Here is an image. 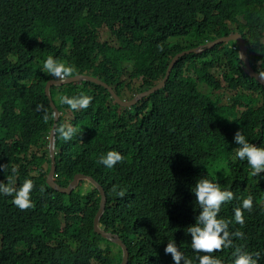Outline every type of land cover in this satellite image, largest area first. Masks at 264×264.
I'll return each instance as SVG.
<instances>
[{"label":"trees","instance_id":"trees-1","mask_svg":"<svg viewBox=\"0 0 264 264\" xmlns=\"http://www.w3.org/2000/svg\"><path fill=\"white\" fill-rule=\"evenodd\" d=\"M90 6L106 8L118 25L114 41L99 43L91 32L90 40L103 53L98 63L66 54L71 33L85 23ZM43 10L55 12H49L50 21L38 23L34 17ZM30 23L42 38L38 46ZM52 26L62 29V47L53 44ZM232 31L242 33L253 69L264 77V0H0V164H7L0 181L6 182L15 166L16 186L25 179L34 185V206L28 210L0 194V264H119L122 258L119 246L93 230L97 189L82 187V180L64 193L46 183L53 117L44 94L45 51L50 47L60 62L74 60L68 64L75 72L100 78L122 96L154 85L176 53ZM233 45L185 54L163 88L131 107L119 106L104 87L89 81L50 89L62 111L68 105L60 97H93L88 109H71L77 129L72 140L56 133L55 180L66 187L74 174L84 173L104 188L100 224L126 244L127 264H174L164 251L168 240L198 264L186 232L200 211L191 188L203 177L218 179L234 194L219 218L231 221L230 233L244 234L232 236V247L213 258L232 264L239 247L264 264V172L251 175L247 162L235 156L234 141L241 130L250 143L264 147V85L244 71ZM62 124L63 116L57 127ZM110 150L124 157L111 169L97 162ZM113 186L125 196H117ZM248 195L253 207L243 210L240 225L234 209Z\"/></svg>","mask_w":264,"mask_h":264},{"label":"clouds","instance_id":"clouds-1","mask_svg":"<svg viewBox=\"0 0 264 264\" xmlns=\"http://www.w3.org/2000/svg\"><path fill=\"white\" fill-rule=\"evenodd\" d=\"M37 2V1H36ZM38 3V2H37ZM36 3L32 5L34 8ZM129 5V4H128ZM31 8L29 11H32ZM129 8L132 11L136 12V9L129 5ZM51 10H48L45 12L44 10L41 11L36 17V15L33 11L32 13V18H35V21L40 23L42 21H50L48 18V14ZM51 12H55L54 10ZM127 13V11H126ZM128 14V13H127ZM31 24V23H30ZM118 25H114V19L109 17V11L104 8V9H97L93 7H89L88 15L86 16V20L84 24H78L76 28L72 31L71 33V46L69 49H66V54H69L71 58L76 60V57L73 56L76 54L78 56V59L81 58H86V60H95L96 63L101 61L103 59V53L101 52L100 48L98 46L93 45L92 41L90 40V34L91 32H94V35L96 36L95 40L99 43L103 42H110L115 40V35L116 33L113 31L114 28H116ZM104 27L106 28V31L110 35V40H103L101 41L99 37V30ZM50 30H55L53 32V37L55 38L53 41V44L57 47H62L63 46V41L59 37V33L62 31V29L56 28L55 26H52L49 28ZM31 31L33 34L34 41L36 45L42 44V38L39 36V31L35 29L34 25L31 24ZM232 33H239L242 35L241 32L239 31H232L231 33L227 35H223L220 37H217L213 40H206L204 44H201L197 47L189 48L182 50L175 55H173L167 65V68L165 70V73L159 77V79L155 82L154 85L147 89H143L140 91H134L131 92L129 90H126L125 95L120 96L114 89L112 85H109L108 83L104 82L100 78L93 76L91 74H87L84 72H75V68L68 64V63H73V61L65 60L64 62L58 61V57L55 55H52V50L49 47V51H45L47 55H45L43 51V55H45V60L43 62V68L42 70L44 71L43 74L46 77V81L44 84V94L46 97L49 99V105L52 110V117H53V122L49 131V134L47 136V149H48V156L50 159L49 163V169L48 173L46 176V183L48 184L49 187H51L47 181L48 179V174L51 169V158H50V134L52 131V128L54 126V137H53V149H54V171L51 175V180L54 181L55 184L60 186L57 181L55 180L56 178V152L57 148L55 145V136L56 133L59 134L60 138L63 139L64 141H69L72 140L75 135H77V129L72 125L71 120L74 118V115L71 111H79V110H85L88 109L92 103L93 97L90 95H85L84 93L79 94L78 96H63L60 97V102L62 104L68 105L67 108H65L64 111L59 110L58 107L56 106L54 100H52L51 94H50V89L52 86H60L62 84L66 83H80L82 81H89L93 82L97 85H101L104 87L110 96L113 99V102L118 104L121 107H131L136 105L139 101H141L143 98L149 96L150 94L154 93L157 90H160L163 88L166 84V82L169 79V76L171 74V71L173 70L176 62L178 59L183 57L185 54L188 53H193V52H200L205 48H211L217 44H226L227 42L234 43L233 49L238 47V52H239V58L242 61L243 64V69H245L244 62L241 57V52L239 48V43L237 39H230L228 41H222L220 43H216L210 47L207 46L208 43L222 37H227L228 35ZM243 37V36H242ZM244 40V38H243ZM237 42V43H236ZM245 42V40H244ZM246 44V43H245ZM191 49H194L195 51H192ZM72 50V53L70 52ZM185 51H190L186 52L178 57L177 60L172 63L174 57L177 54H180ZM246 55H247V46H246ZM56 58V59H55ZM248 58V55H247ZM249 61V59H248ZM249 64L251 68L253 69L250 61ZM171 65V66H170ZM170 67L169 72L167 73L168 68ZM127 70H130L128 68ZM245 71V70H244ZM254 72H256L253 69ZM75 72V73H74ZM247 73V72H246ZM259 74L258 72H256ZM188 75V73H187ZM260 75V74H259ZM262 76V75H261ZM263 77V76H262ZM255 79V78H254ZM128 80V79H127ZM260 83V82H259ZM262 84V83H261ZM263 85V84H262ZM108 87H110L114 93L120 98L121 101L123 102H130L128 105H122L118 103L114 97L112 96L111 92L109 91ZM131 88V87H130ZM155 88L154 90H151ZM163 101L165 99L164 96ZM25 105V103H24ZM42 106L38 105L37 109L40 110ZM12 107H10L11 111ZM63 116V124L58 125V120ZM48 115L46 114L44 116L45 120H48ZM234 141L238 145L235 151V156L239 158L241 161H246L247 164L249 165L250 168V173L253 177H258L262 172H264V147L257 146L255 144L250 143L245 135L242 133L241 130L237 131L234 136ZM124 160V157L121 155L120 152L115 151V150H110L107 151L104 154H101L98 158V163L102 164L106 168H113L116 164L122 162ZM0 170L3 172L7 170V164H0ZM12 175H9L6 178L5 181H0V194H3L5 196H11L12 197V203L18 207L20 210H28L32 208L34 205L31 200V192L34 187L33 181L31 179H25L22 185L19 187L16 186V182L14 180V175L17 172V168L14 166L11 169ZM76 174H82L85 177H90L92 178L96 184L100 185L92 176L86 175L84 173H76ZM74 174V176L76 175ZM73 176V177H74ZM84 180V184H87L88 186H91L95 189L98 190L96 185L89 181L87 178H80L78 179L77 185L78 186L79 182ZM72 181V180H71ZM70 181V183H71ZM70 183L66 187L62 188H67ZM101 186V185H100ZM75 187V188H76ZM102 187V186H101ZM118 186H113L112 191L116 193L117 196L120 198H123L125 196V192L123 190L117 191ZM55 190H57L54 187H51ZM73 188V189H75ZM86 188V187H85ZM72 189V190H73ZM103 191L104 188L102 187ZM71 190V191H72ZM43 191V189H41ZM59 191V190H57ZM61 192V191H60ZM99 192V190H98ZM191 192L195 195V202L198 205V208L200 209L198 216L196 217V221L194 225H191L187 227V232L191 234V248L192 250L197 253L196 256V261L198 264H223V261L219 258H213L212 254L216 251H222L224 248H229L232 247V236H235L237 238H243V233L240 232L239 230L235 231L234 233H230L228 230V225L231 223V221L219 218V213L221 210V207L223 204L230 202L234 199V194L227 190V189H222L221 184L218 182V179L214 182L206 177L199 178L196 180L195 185L191 188ZM66 193V192H64ZM69 193V192H68ZM105 193V191H104ZM100 195V193H99ZM106 197V194H105ZM100 203V200H99ZM106 205V201H105ZM253 207V198L251 195H248L247 198L242 199V205L240 207H236L234 209V219L235 222L243 225L244 224V217H243V210H247L251 212ZM99 209V207H98ZM97 209V211H98ZM105 210V207H104ZM103 210V212H104ZM96 211V213H97ZM95 213V215H96ZM103 214V213H102ZM100 215V217L102 216ZM94 215V217H95ZM94 220V218H93ZM99 228L104 230L101 227L100 224V218H99ZM94 230V228H93ZM106 231V230H104ZM112 234L113 237H117L119 240L122 241V239L117 235L114 234L110 231H106ZM97 233V232H96ZM99 234V233H98ZM101 235V234H100ZM102 236V235H101ZM103 238L113 242L115 245L119 246L122 251V247L112 241L111 239H108L104 236ZM123 242V241H122ZM124 243V242H123ZM126 246V244L124 243ZM127 248V246H126ZM128 250V249H127ZM165 253H170L172 256V260L174 261V264H181V260L184 261V264H194L193 259L186 257L175 245V242L173 240L169 241L164 249ZM200 253H204V255H200ZM234 259L232 260V264H257V260L253 259V255L243 251L241 248L237 247L232 253ZM257 256L259 255L258 253L256 254ZM122 257H123V251H122ZM128 258H129V252H128ZM122 260V258H121ZM128 262V261H127ZM121 263V262H120ZM119 263V264H120Z\"/></svg>","mask_w":264,"mask_h":264},{"label":"water","instance_id":"water-1","mask_svg":"<svg viewBox=\"0 0 264 264\" xmlns=\"http://www.w3.org/2000/svg\"><path fill=\"white\" fill-rule=\"evenodd\" d=\"M230 39H237L238 43H239V48H240V52H241V57H242V60L244 62V65H245V72H247V74L250 76V77H253L255 78L258 82L262 83L264 85V77H262L261 75L257 74L256 72L253 71V69L251 68L250 64H249V61H248V58H247V55H246V44L243 40V37L241 34L239 33H232L230 35H228L227 37H222V38H218L210 43L207 44L208 47L216 44V43H220L222 41H228ZM192 51H195L194 49H191ZM186 52H190V51H185V52H182L180 54H177L172 63H174L175 60L178 59V57ZM171 66V65H170ZM170 70V67L168 68L167 70V73L169 72ZM109 91L111 92L112 96L114 97V99L122 104V105H128L130 104V102H123L120 100V98L114 93V91L108 87ZM155 88L151 89V90H154ZM54 126L52 128V131H51V134H50V146H49V150H50V158H51V162H52V165H51V169L49 171V174H48V183L51 187H54L56 188L57 190L61 191V192H70L73 188L76 187L77 185V182H78V179L80 178H87L89 179V181H91L92 183H94L96 185V187L98 188L99 190V193H100V203H99V209L94 217V220H93V228H94V231L101 234L102 236L108 238V239H111L112 241H114L115 243L119 244L121 247H122V251H123V257H122V260H121V263L120 264H127V261H128V250L126 248V246L124 245V243L119 240L117 237H113L111 233L109 232H106L102 229L99 228V218H100V215L103 213V210H104V207H105V201H106V197H105V193L102 189V187L98 184H96V182L90 178V177H85L84 175L82 174H76L70 185L67 187V188H62L60 186H58L57 184L54 183L53 180H51V175L55 169L54 167V149H53V137H54Z\"/></svg>","mask_w":264,"mask_h":264},{"label":"rangeland","instance_id":"rangeland-1","mask_svg":"<svg viewBox=\"0 0 264 264\" xmlns=\"http://www.w3.org/2000/svg\"><path fill=\"white\" fill-rule=\"evenodd\" d=\"M101 41L103 40H110V35L108 34V32L106 31V28L102 27L100 30H99V37H98ZM231 42H235V41H231ZM237 43V42H236ZM191 71H185V74L189 73ZM193 74V73H192ZM82 187H87V184L85 183H82Z\"/></svg>","mask_w":264,"mask_h":264}]
</instances>
